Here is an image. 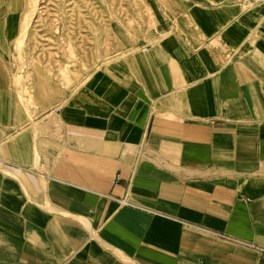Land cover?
<instances>
[{"label": "crops", "instance_id": "crops-1", "mask_svg": "<svg viewBox=\"0 0 264 264\" xmlns=\"http://www.w3.org/2000/svg\"><path fill=\"white\" fill-rule=\"evenodd\" d=\"M143 1L41 107L0 84V264H264V0Z\"/></svg>", "mask_w": 264, "mask_h": 264}, {"label": "rangeland", "instance_id": "rangeland-1", "mask_svg": "<svg viewBox=\"0 0 264 264\" xmlns=\"http://www.w3.org/2000/svg\"><path fill=\"white\" fill-rule=\"evenodd\" d=\"M31 6V0H21L16 25L15 14L11 24L0 22V31L21 25L8 41V73L0 60V84L12 80L17 101L33 109L55 97L57 79L65 90L76 84L85 71L109 60L128 33L138 37L150 19L143 0H35L33 15L27 17ZM5 12L1 9L0 21Z\"/></svg>", "mask_w": 264, "mask_h": 264}, {"label": "bare ground", "instance_id": "bare-ground-1", "mask_svg": "<svg viewBox=\"0 0 264 264\" xmlns=\"http://www.w3.org/2000/svg\"><path fill=\"white\" fill-rule=\"evenodd\" d=\"M32 1V6H31V8H30V10H29V14H28V16L27 17H31V15H33V12H34V10H35V0H31ZM27 21V20H26ZM23 22V24L22 25H24V28L26 27V25H28V24H24V21H22ZM21 22V23H22ZM21 26V25H20ZM22 31H23V29H22ZM25 34L23 33L22 35H20L21 37H23ZM12 81V80H11Z\"/></svg>", "mask_w": 264, "mask_h": 264}]
</instances>
